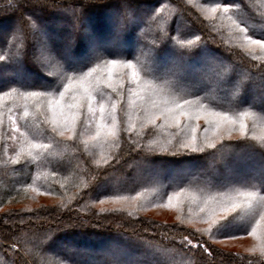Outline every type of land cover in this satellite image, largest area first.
Instances as JSON below:
<instances>
[{"label": "snow or ice", "instance_id": "obj_1", "mask_svg": "<svg viewBox=\"0 0 264 264\" xmlns=\"http://www.w3.org/2000/svg\"><path fill=\"white\" fill-rule=\"evenodd\" d=\"M31 4L41 11L63 9L71 28L62 40L57 41L37 23L36 17L29 14L22 17L11 32L13 37L20 35L24 39L23 51L13 61L15 64L20 65L25 59H30L40 71H47L54 63L63 72L54 83L44 81L36 84L19 73H14L7 80L0 79V100L4 97L22 99L25 102V117L29 116V102L35 108L33 115L37 123L30 127L26 121L23 130L11 114L8 116L12 139L23 137L27 146L21 155L33 159L34 153L44 156L62 141L77 140L80 126H91L93 123L94 132L84 141L86 145L114 143L120 147V133H131L136 125L129 122L127 127H120L117 119L119 101H113L110 106L106 104L104 89H110L123 98V76L114 80L113 75L115 69L124 68L130 70V86L126 89L128 105L136 107L137 101L132 99L133 96L141 102L140 111L145 113L141 123L146 121L156 127L159 126L157 121H163L167 127L178 130L176 142L169 140L167 145L160 147V151L173 157L203 154L212 161L210 167L199 169L193 176L197 191L202 193L193 196L200 205L197 217L207 225L195 231L207 234L210 239L216 235L236 239L238 237L233 229L237 227L234 220L238 215L254 220L249 235L256 236L257 229L264 228V134L252 133L246 122L257 112L264 116V63L238 71L235 63L208 48L201 36L189 39L192 33L182 31L180 22L175 18L170 22L162 21L153 40L146 44L136 33L141 22L137 15V0H110L109 4L101 5L114 9L110 17L109 38L101 42L94 32L85 29L82 38L87 40L88 48L84 57L80 58L73 53L71 41L81 38L79 33L85 10L97 5L88 0L84 3L77 0L69 12L62 5H57L55 0H31ZM231 7L228 0H224L208 11L212 17L217 13L227 15ZM158 15L159 9H153L148 14L153 21L158 19ZM228 19L231 20V16ZM236 27L241 34V48L247 54H253L257 49L264 52V31L252 30L249 34L248 27L239 24ZM129 32L136 33L141 54L151 60V71L145 69L139 57H135L136 63H133L124 55V36ZM193 58H197L198 63H190ZM5 59L0 55V61ZM88 63H95V67L84 73L82 69ZM225 105L228 107L225 108ZM8 111L11 113L12 109ZM0 125H3V112H0ZM146 152L154 154L156 149L149 146ZM112 160L120 163V159L109 156L103 164L108 165ZM96 163L100 165V161ZM146 163L151 164V161L146 158ZM177 179L180 180L179 174ZM184 192L185 188L180 187L178 192L168 196L166 203L157 207L172 208L174 199L177 204L182 203L180 197ZM46 241L47 237L36 247L42 259ZM183 243L192 248H203L211 255L204 243L199 240L194 243L189 235L183 237ZM146 255L152 257V264H167V250L150 249ZM79 256L80 253L69 251L60 264H84ZM44 264L53 262L44 260ZM114 264L129 262L115 260Z\"/></svg>", "mask_w": 264, "mask_h": 264}, {"label": "trees", "instance_id": "obj_2", "mask_svg": "<svg viewBox=\"0 0 264 264\" xmlns=\"http://www.w3.org/2000/svg\"><path fill=\"white\" fill-rule=\"evenodd\" d=\"M55 2L70 12L77 0H55ZM79 2L84 3L85 0H79ZM88 2L97 6L85 10L81 19L83 25L79 33L81 38L71 41L73 53L80 58L84 57L88 48L87 40L82 38L84 30L90 29L99 41H107L110 34V17L114 11L111 7L101 6L109 4L110 0H88ZM223 2L224 0H137V15L141 18V22L136 33H139L143 42L147 44L153 40L157 26L162 21L170 22L175 18L180 22L182 31L192 33L188 36L189 39L196 35L201 36L208 48L235 63L238 71L264 63V59H260L257 53L253 54L257 55L255 59L252 54H247L241 48L240 39L234 37L218 21L217 16L204 15L206 8ZM228 2L232 7L227 16H231L235 24L248 27L249 34H252V30L264 31L262 30L264 0H228ZM153 9H159L158 19L154 21L148 16ZM29 14L36 17L37 23L57 41L62 40L71 28L65 19L63 9L41 11L32 6L31 0H0V55L6 57L5 60L0 61V79L7 80L14 73H19L36 84L44 81L54 83L63 75L60 66L53 63L47 71H40L30 59H25L20 65L13 62L23 51L24 39L20 35L13 37L11 32L21 18ZM136 33L129 32L124 36V55L133 63H136L135 57H139L145 69L151 71L148 69V67L152 69L151 60L141 54L135 39ZM92 67H95V63H88L82 71L88 72ZM104 90L108 91L106 88ZM190 98L195 99V97ZM13 99L4 97L0 100V105H3L0 107V112H3V125H0V264H44V260L60 264L69 251L80 253L79 259L84 264H114L115 260L129 262V264H145L148 260L143 256L144 251L147 253L155 248L167 250L170 259L179 264H264V255L221 249L201 233L196 232L194 227L181 221L166 222L147 215H128L130 213L109 208L101 214H96L90 207H86V210L81 208L82 205H86L83 203L87 201L86 197L93 194L109 197H113L115 192L126 196L137 193L148 194L146 189L149 187L158 190L163 188L165 191H171L170 193L178 192L180 187H184L183 194L202 195L197 191L193 176L199 169L212 164V161L203 154H185L180 157H173L160 151L148 154L147 147L142 143L143 140H147L156 130H164L149 125L144 129L138 128L142 141L140 146L143 147H137L134 143H124L118 152L119 156H115L120 159L119 164H116L115 160L110 161L108 165L103 164L107 156L97 153L90 154L79 139L62 141L54 145L44 156L34 153L35 159H33L20 154L27 147L23 137L20 138L18 149L12 147L8 139L6 121ZM227 107L225 105V108ZM28 110V117L24 116V112L21 115L19 121L22 126L21 130L26 121L30 127L37 123L33 115L35 108L31 102H29ZM251 120L264 128V116L257 112L246 121L252 133ZM119 122L123 124L125 121L120 119ZM167 131L169 134L173 132L176 134L174 128ZM125 133L124 131L120 133L119 143L121 145L122 141H128ZM100 146L103 152L108 150V147L105 148L106 145ZM146 158L151 161V164L161 169L170 172L180 170V180L177 179V175L171 182L141 181L132 185L120 186L119 190L116 189L113 193L105 192L104 194V191L95 193L96 185L102 182L108 174L116 172L118 168L126 166L131 168L129 167L131 163L136 166L146 162ZM96 161H100V165H97ZM129 170L127 169L126 172L133 171ZM78 179L85 183L78 184L75 189L72 183L75 180L78 183ZM115 180L121 179L117 176ZM189 181H192L191 185ZM30 191L54 197H58L59 193H70L69 197L72 196V198L28 207L9 204L11 201H22L20 197L34 196V193ZM129 211L139 213L136 209ZM239 222V224L235 222L234 225L237 227L233 231L236 235H243L248 231L249 225L246 219ZM185 235H189L194 243L197 240L204 243L211 255L203 248H192L183 243ZM46 237V251L42 259L41 255L37 254L36 247Z\"/></svg>", "mask_w": 264, "mask_h": 264}, {"label": "rangeland", "instance_id": "obj_3", "mask_svg": "<svg viewBox=\"0 0 264 264\" xmlns=\"http://www.w3.org/2000/svg\"><path fill=\"white\" fill-rule=\"evenodd\" d=\"M210 8L205 9L206 10L204 13L205 16L211 15L210 12L208 11L210 10ZM216 16L218 18V21H220L229 30V32L234 35V37L239 39L241 34L239 33L236 27V24H234L232 20L228 19L229 16L221 14V13L216 14ZM262 30H264V27L262 28ZM256 53L258 54V57L260 59L262 60L264 59V52H261L259 49H257L253 54H256ZM254 56H257V55H254ZM190 63L196 64L198 63V59L193 58L190 60ZM148 69L151 70L150 67H148ZM84 73H87V72H84ZM125 73H127V75H124ZM120 76H123L124 84H125V92H124L123 98L121 99V97L117 96L115 93H112L110 89H107L108 91L104 90L105 103L110 106V104L113 101H119L117 119H118V122L120 119L125 121L123 122V124H120L119 122L121 128L127 127L129 122L134 123L136 127L133 132L125 133V136L127 137L126 139H128V141L126 140L122 141V145L121 143H119L120 147H116L114 143L104 144V146L106 145L105 148L108 147V150H105L103 152L102 150L103 148H99L101 147L100 145H92L91 143L86 145L84 143V141L88 139L89 135L93 134L95 124L93 123L91 126H87V125L80 126V135L78 139L79 141L83 143V147L86 148L85 150L89 152L90 154L97 153V154H102L107 157L109 156L115 157L116 155L119 156L118 152H120L125 142L127 143L134 142V145L136 146L140 145L142 141H141V133L138 132V128L144 129L150 125V124H147L146 121L144 124L141 123V121L144 120L145 113L143 111H140L141 102L137 99V97L135 96L132 97L133 100L137 101L136 107L130 108L128 105L129 94L127 93L126 89L127 87L130 86L128 84V80L130 79V70H127L124 68L115 69L113 79L114 80L118 79ZM24 103L25 102L22 99L14 98L13 103L9 107L12 109V112L9 114H11L13 118L16 119L18 122L20 121L21 115L24 112ZM6 122L8 124L7 133H8V139L11 143V146L18 149L21 137L13 140L12 133L9 130L10 122L8 119ZM200 123L201 125L203 124L202 121ZM157 125H159V126H156L157 129L161 128L164 130H160V131L156 130V132L153 133V135L149 136L147 140H143L142 143L145 144V147L151 146L155 148L156 151H160V147L167 145V142L169 140H172L173 143L176 142V139H178L177 137L178 130L174 128L176 131V134H174V132L173 134L172 133L169 134L167 130L170 129V127H167L163 121H157ZM250 125L252 127L253 133H255L256 135L264 134V128L259 127V125L254 120H251ZM200 135L203 136V133L201 132ZM105 153L107 155H105ZM129 167L131 168H127V166L121 169L118 168L116 172L110 175L108 174L107 177H105L102 182L96 185L95 193H98V192L100 193L102 191H104V194L105 192L113 193L116 191V189L119 190L120 186H124L125 184L132 185L136 182H141V181H147L151 183H156L158 181L171 182L178 174H180V170H177V171L174 170L170 172L169 170L161 169L158 166H154L153 164H149L146 162H142L141 164H138L136 166H133V163H131ZM127 169H130V170L132 169L133 171L126 172ZM113 174H115V176ZM117 176H119L121 180H118V181L115 180V177ZM76 183H77L76 180L72 183L74 184L73 188L75 189L77 188L75 186H78V184L83 185L85 181L78 179L77 185ZM146 190H148L147 191L148 194L147 193H137L131 196H126L125 194H122V193L120 194L116 192L113 197L104 196V195L97 196L93 194L92 196L86 197L87 201L85 200L86 202H83L86 205H82L81 208L83 210H86V207H90L92 210L96 212V214H101V212L108 210V208L118 209V210H122L123 212H126L127 214L130 213L128 215H138V214L147 215L154 219L161 220V221L163 220L166 222L183 221L184 224L192 226L195 229L196 228L204 229L207 227V225L204 224L202 221H200L197 217V213L199 212L200 205H199L198 199H193L194 193L182 194L180 197L182 203L177 204L174 199L173 200L174 206L172 208H166V207H157V205L161 203H166L168 200V196L172 195L174 192L170 193L171 191H165L163 190V188L158 190L152 187H149ZM143 191L145 190L143 189ZM30 192H33V191H30ZM69 196H70V193H67V194L59 193L58 197L34 193V196L28 195L25 197H20L22 201H19V202L11 201L9 204L13 206L24 205L28 207L32 205L33 206L39 205L40 203H54L56 201H60V199L63 200V198L65 200ZM115 197H126L127 199L116 200ZM133 197H136L137 199H132ZM69 198H72V196ZM101 200H104L105 203L101 204L100 203ZM134 209L138 210L139 213H136V211H129V210H134ZM177 217H180V220H177ZM245 219L248 222L249 229L243 235H236L238 237L236 239H232L229 237H221L223 235H216L220 237L216 238L214 236L213 239H210L207 234H202V235L208 240H210L215 246L221 249H224V250L241 252V253H259L261 255H264V235H261V233L264 232V228L257 229V235L251 236L248 233L251 231L252 227L254 226V223H255L254 220L249 221L248 217H245L243 215H238L237 218L234 220V224L235 222H238L239 224L240 223L239 221H243ZM143 256L144 258H147L148 260V262L145 264H152V257L150 255H146V252L144 251ZM166 260H167V264H179L170 259L169 253H167L166 255Z\"/></svg>", "mask_w": 264, "mask_h": 264}]
</instances>
